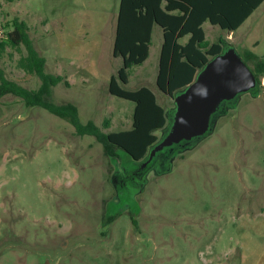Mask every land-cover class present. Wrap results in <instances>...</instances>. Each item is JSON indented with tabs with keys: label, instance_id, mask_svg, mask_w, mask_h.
I'll return each mask as SVG.
<instances>
[{
	"label": "rangeland",
	"instance_id": "obj_1",
	"mask_svg": "<svg viewBox=\"0 0 264 264\" xmlns=\"http://www.w3.org/2000/svg\"><path fill=\"white\" fill-rule=\"evenodd\" d=\"M118 4L0 0V31L23 21L44 73L67 82L51 89V103L72 104L80 124L104 133L130 129L134 109L108 93L122 65L112 56ZM153 29L148 58L121 87H147L163 107L158 143L175 103L155 85L160 38ZM204 31L223 50L257 47L264 56V3L234 34L209 24ZM25 55L23 46L7 47L0 69L37 90L40 80L18 66ZM116 155L105 156L93 137L77 136L40 107L0 98V264H264V77L222 103L204 137L150 167L147 156L134 163L120 149Z\"/></svg>",
	"mask_w": 264,
	"mask_h": 264
},
{
	"label": "trees",
	"instance_id": "obj_2",
	"mask_svg": "<svg viewBox=\"0 0 264 264\" xmlns=\"http://www.w3.org/2000/svg\"><path fill=\"white\" fill-rule=\"evenodd\" d=\"M13 1V0H8ZM264 2V0H119L116 14L112 56L121 58L122 65L116 76H111L108 93L134 103L131 128L104 133L92 122L80 124L77 109L69 103H51V89L67 82L58 75L44 73L45 60L35 51L23 21L11 20L10 31L0 40V55L7 47L23 46L26 55L18 66L26 74L37 77L41 85L37 90H27L5 78L0 69V98L13 95L26 106L40 107L50 114L70 123L77 136L93 137L102 147L105 156L117 157L120 149L134 162L144 160L149 149L157 143V130L166 125L163 107L156 102L147 87L133 91L121 86L128 83V70L141 65L149 56L152 30L156 26L162 34L156 88L165 96L185 89L197 73L212 58L222 53L219 42L209 43L202 25L208 23L232 33ZM188 37L184 44L179 41ZM241 60L254 75L256 82L264 77V57L248 50L238 52ZM107 124L104 127L107 128ZM111 218L109 221H111Z\"/></svg>",
	"mask_w": 264,
	"mask_h": 264
},
{
	"label": "water",
	"instance_id": "obj_3",
	"mask_svg": "<svg viewBox=\"0 0 264 264\" xmlns=\"http://www.w3.org/2000/svg\"><path fill=\"white\" fill-rule=\"evenodd\" d=\"M257 84L233 48L212 57L189 86L174 94L171 125L162 140L149 149L144 165L164 149L170 151L204 137L210 131L212 116L220 105L252 92Z\"/></svg>",
	"mask_w": 264,
	"mask_h": 264
},
{
	"label": "crops",
	"instance_id": "obj_4",
	"mask_svg": "<svg viewBox=\"0 0 264 264\" xmlns=\"http://www.w3.org/2000/svg\"><path fill=\"white\" fill-rule=\"evenodd\" d=\"M263 3H264V2H263ZM263 3H262V4H263ZM262 4H261V5H262ZM261 5H260V6H261ZM260 6H259V7H260ZM259 7H258L255 11H257V10L259 9ZM255 11H254L253 13H255ZM253 13H252V14H251V15H250V16L244 21V23H246V22L252 17ZM255 21H256V20H255ZM255 21H254V22H255ZM244 23H243V24H244ZM206 24H208V23H204V24L202 25V29H203V31H204V27H205ZM243 24H242V25H243ZM242 25H241V26H242ZM241 26H240V27H241ZM211 27H212V26H211ZM240 27H239V28H240ZM239 28H238V29H239ZM238 29H237V30H238ZM237 30H236V31H237ZM236 31H234V32H232V33H229V34H234ZM153 33H154V29L152 30V34H153ZM157 34H158V38H160V44H159V51H160V45H161V42H162V37H161L162 32H161L160 29L157 30ZM204 34H205V31H204ZM187 38H188V37H184V38L181 39L179 42H180L181 44H184V43L186 42ZM205 38H206V35H205ZM151 40H152V35H151ZM206 40H207V39H206ZM150 48H151V46L149 47V54H150ZM245 50L251 51L252 53H254L255 55H257L258 57H261V58L264 57L262 54H259V53L257 52V47H248V48H246Z\"/></svg>",
	"mask_w": 264,
	"mask_h": 264
},
{
	"label": "flooded vegetation",
	"instance_id": "obj_5",
	"mask_svg": "<svg viewBox=\"0 0 264 264\" xmlns=\"http://www.w3.org/2000/svg\"><path fill=\"white\" fill-rule=\"evenodd\" d=\"M168 151H169V150L167 149L166 152L162 151V152H160V153H157L156 156L152 159V161L149 162V163L147 164V166L150 167V165H152L153 161H155V160H157V159H159V158H163V155L165 156V155L167 154ZM138 163H139V162H138ZM147 166H146V167H147ZM138 169H141V164H140V165L138 164L136 170H138Z\"/></svg>",
	"mask_w": 264,
	"mask_h": 264
},
{
	"label": "built area",
	"instance_id": "obj_6",
	"mask_svg": "<svg viewBox=\"0 0 264 264\" xmlns=\"http://www.w3.org/2000/svg\"><path fill=\"white\" fill-rule=\"evenodd\" d=\"M4 38V33L0 31V40Z\"/></svg>",
	"mask_w": 264,
	"mask_h": 264
}]
</instances>
